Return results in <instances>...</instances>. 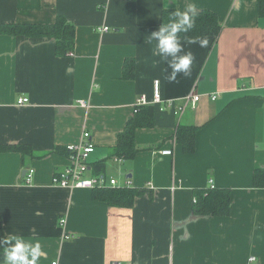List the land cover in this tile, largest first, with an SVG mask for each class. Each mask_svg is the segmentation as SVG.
I'll use <instances>...</instances> for the list:
<instances>
[{"label": "crops", "instance_id": "obj_1", "mask_svg": "<svg viewBox=\"0 0 264 264\" xmlns=\"http://www.w3.org/2000/svg\"><path fill=\"white\" fill-rule=\"evenodd\" d=\"M258 2L0 0V26L51 24L59 15L75 25L74 49L64 55L53 37L0 32V144L32 149L26 157L0 152L5 238L40 243L38 264H264V187L254 182L256 170H264ZM189 4L215 12L221 32L202 37L206 47L182 41L194 56L191 75L170 81L171 69L148 41L169 22V11ZM104 26L110 29L101 31ZM126 60L133 64L125 75ZM156 80L163 100L153 126L136 132L137 155L112 156L138 99L152 102ZM194 95L201 96L195 107L188 101ZM20 98L29 102L19 105ZM180 125L198 128L191 153L178 140ZM85 131L95 144L85 176L104 174L141 190L133 206L54 185L70 162L67 146ZM168 148L172 155L160 153ZM209 188L230 190L226 214L194 211L197 192Z\"/></svg>", "mask_w": 264, "mask_h": 264}, {"label": "trees", "instance_id": "obj_2", "mask_svg": "<svg viewBox=\"0 0 264 264\" xmlns=\"http://www.w3.org/2000/svg\"><path fill=\"white\" fill-rule=\"evenodd\" d=\"M259 13L264 15V0H259ZM173 16L175 11H169ZM168 23V22H167ZM166 24V23H165ZM7 31L11 34H21L26 36L53 37L56 39V48L59 54L71 52L75 46V25L65 16L59 15L55 22L51 24H15L8 27L0 26V32ZM221 25L217 14L208 9L197 11L194 27L186 33H181V41L198 40L208 35H219ZM133 64L131 60H126L125 75L129 73V68ZM128 76V75H127ZM156 105L136 106L135 116L127 123L120 132L118 143L112 150V156L120 159H133L137 153L136 132L139 128L152 127L153 116ZM195 126L180 125L177 128L178 140L182 143L184 150L191 153L196 148ZM18 151L24 157L32 154V149L27 146H12L0 144V152ZM68 153V152H67ZM254 182L257 187H264V170L258 169L255 172ZM95 198L102 199L111 206L131 207L142 191L133 188L106 187L95 188ZM231 208V194L228 189L209 188L205 191H198L194 204V211L205 215H224ZM0 238H5L3 224L0 219ZM3 256V247H0V258Z\"/></svg>", "mask_w": 264, "mask_h": 264}, {"label": "clouds", "instance_id": "obj_3", "mask_svg": "<svg viewBox=\"0 0 264 264\" xmlns=\"http://www.w3.org/2000/svg\"><path fill=\"white\" fill-rule=\"evenodd\" d=\"M196 16L195 5L189 4L186 10L176 11L168 23L162 24L150 35L148 42L150 44L155 42L154 51L167 62L171 69V73L167 76L170 81H176L180 74L185 77L191 75L194 56L190 51H184L180 34L194 27ZM190 42H198L201 47H206L208 44L206 37ZM0 247H3L0 264H38L42 255L40 243H33L18 235L0 238Z\"/></svg>", "mask_w": 264, "mask_h": 264}, {"label": "built area", "instance_id": "obj_4", "mask_svg": "<svg viewBox=\"0 0 264 264\" xmlns=\"http://www.w3.org/2000/svg\"><path fill=\"white\" fill-rule=\"evenodd\" d=\"M110 28L109 26L101 27V31H108ZM218 96L213 95L212 98L216 99ZM193 101V106L195 107L197 102L201 99L200 95H194L192 98H188ZM161 96V89H160V81L156 80L154 83V97L152 102H149L145 96H141L136 106L141 105H157L162 102ZM29 102L28 98H20L18 100L19 105H24ZM84 106H87L85 102H82ZM187 104L181 105L176 109V113H182ZM95 150V144L92 141L91 135L89 132L85 131L80 139L79 142L70 144L67 146V152L69 157V164H67L62 170L58 171L53 179L54 185H58L61 187H68V188H75V189H87L92 190L95 188H106V187H120V188H127L121 187L118 184V181L115 178L108 179L104 174H100L97 176L86 177L85 173L90 168L89 158L90 155ZM160 153L164 155H172L173 150L162 149ZM35 169L31 168L27 170L25 181L27 184H31L33 181ZM129 186V185H128ZM214 187V186H212ZM67 222V219H62L61 224L64 225ZM69 238V236H66ZM251 259H254L252 257Z\"/></svg>", "mask_w": 264, "mask_h": 264}]
</instances>
